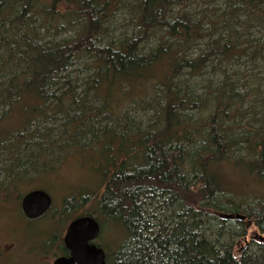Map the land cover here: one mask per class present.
Here are the masks:
<instances>
[{
  "label": "trees",
  "instance_id": "16d2710c",
  "mask_svg": "<svg viewBox=\"0 0 264 264\" xmlns=\"http://www.w3.org/2000/svg\"><path fill=\"white\" fill-rule=\"evenodd\" d=\"M190 1L0 0V204H20L72 151L93 174L28 221H62L48 250L60 254L65 224L88 215L113 235L106 264H264V79L246 77L241 94L244 78L227 68L264 60L251 37L264 0ZM119 11L133 28L111 38ZM209 70L223 78L197 97L189 78ZM139 103L146 124L128 116Z\"/></svg>",
  "mask_w": 264,
  "mask_h": 264
},
{
  "label": "rangeland",
  "instance_id": "374dc122",
  "mask_svg": "<svg viewBox=\"0 0 264 264\" xmlns=\"http://www.w3.org/2000/svg\"><path fill=\"white\" fill-rule=\"evenodd\" d=\"M198 6H200V2L197 1H190L188 9H199ZM129 14L127 11L118 12L113 19L110 21V34L109 37L115 38L117 37L123 29L126 27H129L128 31L132 30V24L129 25ZM68 33L62 32L60 33L56 39H60L62 37L67 36ZM251 37L256 42L257 40H260L261 42L264 41V30H257L252 29L251 30ZM154 40L150 41V45H154ZM203 44H199V47H202ZM197 53V48L195 47L192 50V54L195 55ZM80 67H82V64L73 67L74 69V75L79 71ZM229 71H237L238 73H241L242 77L244 78V82H242L238 85V88L236 91L238 93H246L250 89V85L248 83H245L246 77L250 75H257L258 77H262L264 79V60L258 62V63H247L245 61V58H242L238 62L230 63L229 66H227ZM82 75V74H81ZM186 78H189L188 76ZM185 78V79H186ZM222 73L219 71H216L214 74L209 70L204 76L193 78L192 76L189 78L190 81V89L191 91L196 94L198 97L199 95H202L205 92V89L202 87L207 83V81H212V84H215L219 82L222 79ZM262 79V80H263ZM261 80V81H262ZM137 107V108H136ZM144 105L142 103H139L137 105H131L127 106L126 110H128L129 114L128 116L132 119H135L136 121L143 120V123L146 124L148 119H151L152 110L150 109H144ZM245 108V105L243 106ZM202 116V112L198 114V112H195V118ZM146 117V118H145ZM61 121H46L44 124L46 127L49 126H58ZM59 124V125H58ZM57 128V127H56ZM56 134V132L54 133ZM2 153H0V160L5 158L2 157ZM78 153L72 151L65 156L63 161L60 163L59 168L57 169V172L53 174H44L38 176L35 180L30 183V188H42L48 191V193L52 197V206L51 209L53 211H56L57 208H59L60 202L63 197L67 196V190L70 189L73 186H79L80 183H87L88 181L92 180V175L88 168H90V160L86 161L83 165H78ZM80 165V164H79ZM86 180V181H82ZM252 187L254 185H251ZM25 190V187H23V191ZM26 191H24L25 193ZM10 204H0V263L2 264H52L53 260L58 257L59 252L55 251V249L48 250L47 247H45V243L42 242L43 239L50 235V231L60 227L59 223L62 221H57L56 219L50 221L49 224H44L45 222L36 221L33 223H29L26 221L25 218H23V215L20 212L19 204L16 203L14 200L10 201ZM16 206H15V205ZM92 203H84L83 206L80 208V211H84L86 208H89L90 210L93 209ZM79 211V212H80ZM52 212V211H51ZM58 223V224H56ZM68 223L65 224V226L62 229L61 235H63L65 231V227ZM42 228L39 230V234H37L36 228ZM234 230L238 232L241 227L233 224L231 226H227V230ZM255 227H252L247 232V240H250L249 233H252L255 231ZM251 231V232H250ZM116 237H118L117 232L113 233ZM110 235L104 240V244L107 246V248H111V246L108 247L110 244ZM257 236H264L261 233H258ZM61 237V236H60ZM235 242L237 240V237L234 238ZM229 238L226 239L228 241ZM238 246H243L244 242L239 241ZM252 251H255L256 248L255 243L253 242L250 244ZM45 247V248H43ZM113 247V245H112ZM45 250V251H44ZM35 251V252H34ZM31 253V254H30Z\"/></svg>",
  "mask_w": 264,
  "mask_h": 264
},
{
  "label": "water",
  "instance_id": "95a60500",
  "mask_svg": "<svg viewBox=\"0 0 264 264\" xmlns=\"http://www.w3.org/2000/svg\"><path fill=\"white\" fill-rule=\"evenodd\" d=\"M264 151V141L262 144ZM52 198L50 194L40 188L27 191L21 198L20 207L28 219H35L45 214L51 207ZM235 219L243 221L245 215L235 214ZM99 234L97 220L88 215L78 216L72 219L63 236L65 248L69 256L56 257L52 264H104V251L93 242ZM258 239L264 242V237Z\"/></svg>",
  "mask_w": 264,
  "mask_h": 264
},
{
  "label": "flooded vegetation",
  "instance_id": "af4514ba",
  "mask_svg": "<svg viewBox=\"0 0 264 264\" xmlns=\"http://www.w3.org/2000/svg\"><path fill=\"white\" fill-rule=\"evenodd\" d=\"M34 189H36V188H34ZM40 189H42V188H40ZM31 190V189H30ZM45 190V189H44ZM48 192V191H47ZM51 196V195H50ZM52 198V197H51ZM20 205V204H19ZM51 206H52V204H51ZM50 209H51V207H50ZM49 209V210H50ZM48 210V211H49ZM47 211V212H48ZM20 212H21V214L23 215V218H25L26 219V221L28 222V221H32V220H36V219H39V218H41V217H43L45 214H43L42 216H40V217H38V218H35V219H28L24 214H23V212H22V210H21V207H20ZM97 220V219H96ZM70 222V221H69ZM98 222V221H97ZM69 224V223H68ZM67 224V225H68ZM98 224H99V222H98ZM66 228H67V226L65 227V230H66ZM64 233H65V231H64ZM64 233H63V235H60L61 237L59 238L60 239V243L63 245V251L60 253V254H58V257H60V256H65V257H68L69 256V251L65 248V246H64V243H63V236H64ZM100 233V232H99ZM91 242H93L96 246H98V247H101L102 249H103V251H104V254H105V257H104V264H106V261L108 260V253L110 252V250H109V248H107L106 249V245L104 244L105 242H104V240L99 236V234H98V237L94 240V241H91Z\"/></svg>",
  "mask_w": 264,
  "mask_h": 264
},
{
  "label": "bare ground",
  "instance_id": "6f19581e",
  "mask_svg": "<svg viewBox=\"0 0 264 264\" xmlns=\"http://www.w3.org/2000/svg\"><path fill=\"white\" fill-rule=\"evenodd\" d=\"M68 226V225H67ZM245 240V239H244Z\"/></svg>",
  "mask_w": 264,
  "mask_h": 264
}]
</instances>
